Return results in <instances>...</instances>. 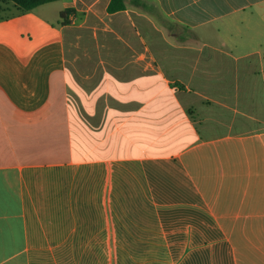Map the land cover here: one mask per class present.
Here are the masks:
<instances>
[{
  "label": "crops",
  "instance_id": "obj_1",
  "mask_svg": "<svg viewBox=\"0 0 264 264\" xmlns=\"http://www.w3.org/2000/svg\"><path fill=\"white\" fill-rule=\"evenodd\" d=\"M110 1L0 0V264H264V0Z\"/></svg>",
  "mask_w": 264,
  "mask_h": 264
},
{
  "label": "trees",
  "instance_id": "obj_2",
  "mask_svg": "<svg viewBox=\"0 0 264 264\" xmlns=\"http://www.w3.org/2000/svg\"><path fill=\"white\" fill-rule=\"evenodd\" d=\"M8 1L12 2L15 5V7H17L19 10L26 12V11H31L39 6L51 2H55L58 0H8ZM125 2L126 0H111L107 9L108 13L112 14L125 10L126 9ZM74 13H75L74 9H67L62 11L60 14L61 24L62 25L69 24L70 22L69 18Z\"/></svg>",
  "mask_w": 264,
  "mask_h": 264
},
{
  "label": "rangeland",
  "instance_id": "obj_3",
  "mask_svg": "<svg viewBox=\"0 0 264 264\" xmlns=\"http://www.w3.org/2000/svg\"><path fill=\"white\" fill-rule=\"evenodd\" d=\"M70 42V41H69ZM149 244V243H148ZM157 247L152 245H146L143 247V250L141 253L143 254L142 257H136L133 262H136L135 264H163L165 261V257H163L164 253H166L165 242H158ZM147 249L145 250V248ZM165 249V251H164ZM137 252V250H136ZM139 253V252H138ZM163 254V255H162ZM129 258H126V264L129 263ZM132 264V263H131Z\"/></svg>",
  "mask_w": 264,
  "mask_h": 264
}]
</instances>
